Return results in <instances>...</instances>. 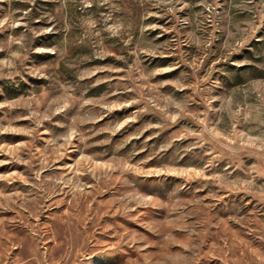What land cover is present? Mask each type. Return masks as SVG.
Returning a JSON list of instances; mask_svg holds the SVG:
<instances>
[{
	"label": "rangeland",
	"instance_id": "rangeland-1",
	"mask_svg": "<svg viewBox=\"0 0 264 264\" xmlns=\"http://www.w3.org/2000/svg\"><path fill=\"white\" fill-rule=\"evenodd\" d=\"M0 264H264V0H0Z\"/></svg>",
	"mask_w": 264,
	"mask_h": 264
},
{
	"label": "clouds",
	"instance_id": "clouds-1",
	"mask_svg": "<svg viewBox=\"0 0 264 264\" xmlns=\"http://www.w3.org/2000/svg\"><path fill=\"white\" fill-rule=\"evenodd\" d=\"M115 34V33H114Z\"/></svg>",
	"mask_w": 264,
	"mask_h": 264
}]
</instances>
